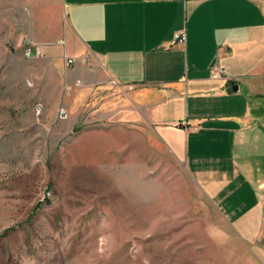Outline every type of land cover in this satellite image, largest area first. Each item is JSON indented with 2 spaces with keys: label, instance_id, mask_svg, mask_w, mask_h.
<instances>
[{
  "label": "rangeland",
  "instance_id": "374dc122",
  "mask_svg": "<svg viewBox=\"0 0 264 264\" xmlns=\"http://www.w3.org/2000/svg\"><path fill=\"white\" fill-rule=\"evenodd\" d=\"M58 2L0 0V264H264V209L246 233L138 130L58 117L51 68L24 52Z\"/></svg>",
  "mask_w": 264,
  "mask_h": 264
},
{
  "label": "crops",
  "instance_id": "0c3cea01",
  "mask_svg": "<svg viewBox=\"0 0 264 264\" xmlns=\"http://www.w3.org/2000/svg\"><path fill=\"white\" fill-rule=\"evenodd\" d=\"M58 4L33 19L28 47L51 68L61 106L86 107L161 145L234 227L255 233L264 209V0Z\"/></svg>",
  "mask_w": 264,
  "mask_h": 264
},
{
  "label": "built area",
  "instance_id": "2783aa9c",
  "mask_svg": "<svg viewBox=\"0 0 264 264\" xmlns=\"http://www.w3.org/2000/svg\"><path fill=\"white\" fill-rule=\"evenodd\" d=\"M175 40H176V41L183 42V41L185 40V36H184V34H182V33H178L177 35H175ZM61 42H62V41H61ZM24 52H25V54H26L27 56H29V57L34 56V55H36V56H40V55H41V51H40L39 48H37V47H36V49L33 50V51L31 50V47H26L25 50H24ZM80 60H81L84 64H86L89 68H92V67L95 65L94 62H93V58H92V56H90V55H88V54H86V55H82V56L80 57ZM66 61H67V63L69 64V63H73V62H74V59H72V58H67ZM215 73L222 75V70H221L220 68L216 67V68H215ZM78 83H79V81L76 82L74 85H78ZM72 88H73L72 86H68V87L66 88V91H67V92H70V91L72 90ZM58 108H59L58 111H57L58 117H59L60 119H65V118L68 116V110H67L65 107H58ZM39 111H40V110L38 109V112H39Z\"/></svg>",
  "mask_w": 264,
  "mask_h": 264
}]
</instances>
